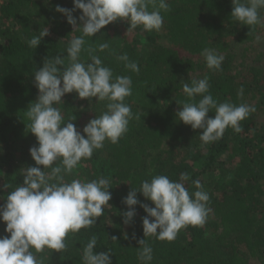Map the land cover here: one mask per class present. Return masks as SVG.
Returning <instances> with one entry per match:
<instances>
[{"label": "trees", "instance_id": "16d2710c", "mask_svg": "<svg viewBox=\"0 0 264 264\" xmlns=\"http://www.w3.org/2000/svg\"><path fill=\"white\" fill-rule=\"evenodd\" d=\"M167 2L171 10L161 13L164 24L159 32H145L141 28L126 32L128 24L118 20L104 26L96 36L86 38L93 46L103 42L110 44V50L95 54L113 70L114 76H131L132 95L126 97L125 103L140 119L129 122L127 133L117 144L105 141L103 149L95 150L91 159L77 165L74 175L65 177L66 181L107 178L111 199L92 228L68 234L65 250L52 252L46 248L44 252L35 253L43 264H82L83 246L92 236L97 238L95 251H111L112 264H139L137 241L144 238L142 217L147 214L138 203L134 206L133 222L125 225L122 213L128 206L123 198L152 176L162 174L179 181L181 173L189 174L185 186L190 193L196 191L192 180H199L209 193V214L216 218L214 224L219 231L211 238L207 226H213V222H205L202 227L181 229L171 242L148 237L153 248L151 264H249L248 256L264 258V122L259 125L252 113L240 122L241 132L236 133L229 127L220 140L203 148L199 138L202 130H193L176 116L181 107L176 101L188 99L183 93V84L191 85L192 79L205 76L209 92L218 102L248 104L253 89L264 98L263 70L251 69V82L231 72L234 54L228 38L235 36L240 42L251 40L256 26L249 28L231 18V0ZM57 5L71 9L73 0H7L0 5V186H12L0 190V204L12 189L23 183V170L36 166L29 149L37 141L27 130L28 120L24 115L29 103L38 95L34 72L42 67L46 57L66 56L68 41L81 35L56 11ZM263 11L260 10V16ZM80 14L79 9L73 13L77 18ZM44 27L48 28L49 35L35 49L30 48L26 41ZM162 38L194 55H200L204 48L215 49L225 57L221 70H209L205 62L200 64L180 57L173 47L157 44ZM125 52L140 66L138 74L126 70L123 62L116 60V55ZM82 59H88L87 53H82ZM196 68L201 69V73L192 77L190 73ZM240 88L244 90L242 98L237 96ZM201 98L197 96L196 101ZM62 99L64 105L59 106L62 115L67 120L73 114L76 119L72 122L77 127L86 110L92 112L91 119L105 110L104 104L95 103L94 97L91 105L88 99L77 98L76 93L65 94ZM81 103L85 104L82 108ZM208 115L214 117L215 113L210 111ZM164 144L168 146L163 148ZM153 152L157 155L152 156ZM226 153L237 158L230 173L211 183L203 181L201 176L212 171L213 164ZM115 186H119L125 196L117 194ZM137 199L154 207L139 191ZM5 227L6 224L0 222V236L10 235L4 232ZM133 233L136 239L131 238ZM112 236H116L117 241H113Z\"/></svg>", "mask_w": 264, "mask_h": 264}, {"label": "clouds", "instance_id": "9594fccd", "mask_svg": "<svg viewBox=\"0 0 264 264\" xmlns=\"http://www.w3.org/2000/svg\"><path fill=\"white\" fill-rule=\"evenodd\" d=\"M231 2L230 16L234 21L249 28L264 26L260 16L264 0ZM77 9L81 10L78 18L73 15ZM170 10L167 0H73L71 9L57 5L56 11L62 13L73 25V30L78 29L81 35L68 41L66 56L46 57L42 67L34 72L38 95L29 103L24 115L28 120L27 130L37 141L29 149L36 166L23 170V183L12 189L0 204V222L6 224L4 232L10 234L0 236V264H43L35 253L44 252L46 248L62 252L67 247L65 240L69 233L92 228L97 218L104 214L112 195L109 179L82 181L73 178L66 181L65 177L74 175L77 165L91 159L95 150L103 149L105 141L117 144L127 133L129 122L140 116L125 103L126 97L132 95L131 76H114L113 70L95 54L110 50V44L103 42L93 46L86 38L96 36L104 26L118 20L128 24L126 32L137 28L159 32L164 24L161 13ZM47 35L49 30L44 27L26 42L35 49ZM82 53H87V60L82 59ZM200 55L209 70H221L224 55L210 48H204ZM116 60L123 62L126 70L140 72L138 63L126 52L116 55ZM182 87L188 99L176 101L181 106L176 116L193 130L201 129L199 138L206 145L220 140L229 127L236 133L241 132L240 122L256 110L255 106L246 103L218 102L209 92L207 76L192 79L191 85L184 83ZM69 93H76L79 99H88L90 105L93 97L95 103L104 104L105 110L89 120L83 127V134L72 122L76 117L72 114L65 120L59 107L64 105L62 97ZM243 94L244 90L240 88L238 98ZM197 96L202 98L196 101ZM210 111L215 113L214 117L208 115ZM189 179L188 173H181L179 181L170 180L167 175H155L143 180L138 189L132 188L123 198V203L128 206L122 213L125 225L133 222L134 206L138 203L147 214L142 217L144 238L137 241L139 264H151L153 260L148 237L171 242L181 229L205 224L211 211L207 206L209 193L199 180L191 181L196 191L190 193L185 186ZM4 188L12 186H0V190ZM138 191L154 207L140 202ZM125 238H128L127 234ZM131 238L136 239L135 233ZM111 239L117 241L116 236ZM96 244L97 238L92 236L83 246L82 264H112L111 251L97 252Z\"/></svg>", "mask_w": 264, "mask_h": 264}, {"label": "rangeland", "instance_id": "374dc122", "mask_svg": "<svg viewBox=\"0 0 264 264\" xmlns=\"http://www.w3.org/2000/svg\"><path fill=\"white\" fill-rule=\"evenodd\" d=\"M262 19H264V11L262 12ZM126 37L131 40V37ZM230 51L234 54V61L232 65L231 72L234 75H237L238 78L243 79L247 82H251L253 77L251 75V69H260L264 71V26L256 25V32L254 34L253 39L247 41H237L235 36H230L228 38ZM157 44L173 47L177 50L178 55L182 58H191L195 62H199L200 64L204 63V58L201 55H194L186 50H183L179 47H174L166 38L159 39ZM201 73V69L196 68L193 72L190 73L192 77H196ZM80 102L79 99L76 100ZM247 102L250 105L255 106L254 120L259 125L264 122V98L258 93L257 89H253L250 93V99ZM85 104L81 103L80 107H84ZM92 117V112L90 110H86L83 117L79 121V125L77 127L78 131L83 134V127L89 122V119ZM168 145L164 144L163 148ZM203 148H206L208 144H204L202 142ZM205 151V149H204ZM157 155V152H153L152 156ZM219 161H216L213 164V170L210 172H205L201 178L206 182L217 181L221 176L228 175L230 173L229 169L234 166V163L237 161V158H232L230 155L222 154L218 158ZM222 161V162H220ZM2 169H0V173ZM1 177V176H0ZM114 190L117 194L125 196V194L121 191L119 186H115ZM114 215V214H113ZM112 215V217H114ZM206 222H213V226H207V233L211 235V238H214V235L218 233L219 229L216 231V227L214 222L216 223V218L212 216V214L208 215ZM213 230V233H212ZM214 234V235H213ZM249 264H264V258L259 257H251L248 256Z\"/></svg>", "mask_w": 264, "mask_h": 264}, {"label": "built area", "instance_id": "2783aa9c", "mask_svg": "<svg viewBox=\"0 0 264 264\" xmlns=\"http://www.w3.org/2000/svg\"><path fill=\"white\" fill-rule=\"evenodd\" d=\"M7 0H0V5H2L4 2H6Z\"/></svg>", "mask_w": 264, "mask_h": 264}]
</instances>
